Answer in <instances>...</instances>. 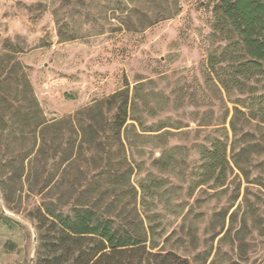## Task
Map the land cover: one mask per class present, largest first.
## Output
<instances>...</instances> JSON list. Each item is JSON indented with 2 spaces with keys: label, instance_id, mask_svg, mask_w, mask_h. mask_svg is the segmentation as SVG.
Returning <instances> with one entry per match:
<instances>
[{
  "label": "rangeland",
  "instance_id": "obj_1",
  "mask_svg": "<svg viewBox=\"0 0 264 264\" xmlns=\"http://www.w3.org/2000/svg\"><path fill=\"white\" fill-rule=\"evenodd\" d=\"M212 0H0V49L19 50L47 118H59L128 85L144 83L156 115L125 131L138 208L156 229L157 249L191 264H264V187L231 162L223 186H197L200 145L229 132L200 125L224 112L204 86L213 47ZM213 111V112H212ZM226 126L228 131H219ZM142 133L143 135H139ZM161 133L162 136H159ZM242 142L236 143L239 150ZM232 155V151L230 153ZM246 165V164H244ZM249 167V166H246ZM36 200L8 208L0 192V264H33ZM6 214V221L1 215ZM38 242V240H37Z\"/></svg>",
  "mask_w": 264,
  "mask_h": 264
},
{
  "label": "trees",
  "instance_id": "obj_2",
  "mask_svg": "<svg viewBox=\"0 0 264 264\" xmlns=\"http://www.w3.org/2000/svg\"><path fill=\"white\" fill-rule=\"evenodd\" d=\"M212 1L204 86L226 109L199 124L224 125L230 102L232 135L199 146L197 186H223L231 162L249 178L256 161L257 184L264 187V0ZM19 53L9 41L0 49V192L11 210L24 192L36 200L29 209L38 240L33 264H191L175 251L157 249L156 229L142 217L138 190L130 184L129 122L142 133L169 126L147 124L156 112L145 84L49 119ZM222 130L228 131L216 129Z\"/></svg>",
  "mask_w": 264,
  "mask_h": 264
},
{
  "label": "water",
  "instance_id": "obj_3",
  "mask_svg": "<svg viewBox=\"0 0 264 264\" xmlns=\"http://www.w3.org/2000/svg\"><path fill=\"white\" fill-rule=\"evenodd\" d=\"M37 244V234L36 232H34V241H33V245L36 246Z\"/></svg>",
  "mask_w": 264,
  "mask_h": 264
}]
</instances>
